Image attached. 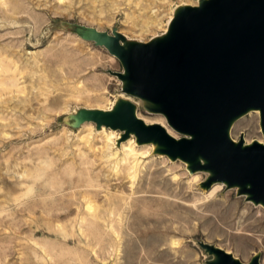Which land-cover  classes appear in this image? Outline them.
Returning a JSON list of instances; mask_svg holds the SVG:
<instances>
[{
	"label": "rangeland",
	"instance_id": "rangeland-1",
	"mask_svg": "<svg viewBox=\"0 0 264 264\" xmlns=\"http://www.w3.org/2000/svg\"><path fill=\"white\" fill-rule=\"evenodd\" d=\"M184 3L198 0H0V264H208L204 244L264 264V206L249 192L77 118L127 96L169 124L122 91L120 60L86 29L148 42ZM260 124L247 113L232 136L263 138Z\"/></svg>",
	"mask_w": 264,
	"mask_h": 264
},
{
	"label": "water",
	"instance_id": "water-1",
	"mask_svg": "<svg viewBox=\"0 0 264 264\" xmlns=\"http://www.w3.org/2000/svg\"><path fill=\"white\" fill-rule=\"evenodd\" d=\"M202 8L183 6L170 39L135 42L127 49L120 33L108 36L86 29L121 62L122 91L138 94L160 105L147 109L163 113L180 133L175 138L159 123L145 124L133 114L135 105L122 101L115 112L80 109L79 121L94 120L133 130L140 141L156 139L173 158H190L191 171L213 169L206 186L224 180L238 194L257 204L264 202V144L234 143L226 131L230 120L250 107L260 109L264 132V0H201ZM119 40H121L120 43ZM120 103V104H121ZM159 152V149H155ZM201 156L206 159L202 163ZM176 159V158H175ZM214 259L208 264H245L217 246L203 245ZM247 264H259L253 255Z\"/></svg>",
	"mask_w": 264,
	"mask_h": 264
},
{
	"label": "bare ground",
	"instance_id": "bare-ground-1",
	"mask_svg": "<svg viewBox=\"0 0 264 264\" xmlns=\"http://www.w3.org/2000/svg\"><path fill=\"white\" fill-rule=\"evenodd\" d=\"M203 4H204V2H201V0H198V3L196 4V5H192L191 3L190 4H186V3H184V4H181V5H179V6H176L175 8H174V12H173V16L170 18V21H169V24H168V28H166L165 29V31L162 33V34H160V35H157V36H154L152 39H156L157 38V41H159V40H161V39H163L164 41H166V40H168V39H170V37H171V32H172V30L174 29V27H175V21H177V19L179 18V16H180V14H181V10H180V8L181 7H183V6H190V7H197V8H202V6H203ZM135 42H138L137 40H134V39H128L124 44H125V46L127 47V49H129L132 45H133V43H135ZM11 77V76H10ZM14 77V76H13ZM14 79H15V77H14ZM16 81V80H15ZM125 82H127V83H129V81L127 80V79H125ZM0 84H5L4 83V81L3 80H1L0 81ZM5 86V85H4ZM11 86V85H10ZM18 86V85H17ZM12 89V88H11ZM10 90V89H9ZM134 93L135 94H137L138 95V97H139V100L141 99V97H143V96H141V95H139L136 91H134ZM133 95V94H132ZM144 98V97H143ZM129 101V97H127V96H123V98H121L119 101H117L109 110H103V108H102V111H104V112H114V110H115V112L118 110V108L119 107H121V106H125L124 105V103H121L122 101ZM143 101H146V100H143ZM121 103V104H120ZM51 105V104H50ZM48 106V105H47ZM251 112H256V113H258V115H260V109L259 108H255V107H250L249 109H247L245 112H243V113H241V114H239L238 116H235V117H233L231 120H230V122H229V125L227 126V129H226V131H227V133H228V136H229V138L234 142V143H238L240 140L243 142L242 144H243V146H246V145H250V144H252L254 141H257L258 143H261V144H264V132L262 131V126H261V124H260V128H261V132H262V134H263V138H258V139H253V140H247V139H245L243 136H241V138L239 139V140H236V139H234L233 138V136H232V131H231V128H232V126H233V124H234V122H236V120H238L240 117H242V116H244L245 114H247V113H251ZM133 114L136 116V117H138V118H140L141 119V117L140 116H138L137 115V112H136V109L133 107ZM162 114V113H161ZM163 115V114H162ZM261 117V116H260ZM166 119V118H165ZM143 120V119H142ZM144 121V120H143ZM146 121H148V120H146ZM144 123L145 124H151V123H148V122H145L144 121ZM160 125H162L164 128H165V130L170 134V135H172V136H174L175 138H179V136H176L175 135V133H178L179 131H177L173 126H171L170 124H168V125H164V124H161V123H159ZM108 126V125H107ZM109 128H111L112 130H116V128H119V127H112V126H108ZM122 130H126V129H124V128H122L121 129V131ZM131 133L135 136V138L137 137L136 136V134L134 133V131L133 130H131ZM184 136V135H183ZM188 137H189V135H188ZM108 139H110V137H108ZM136 142H137V144H140V145H151V146H153L154 147V149H161V147H162V149H167V146H165L163 143H160L159 141H157L156 139H151V140H149V141H140L138 138H136ZM130 143V142H129ZM133 143V142H132ZM132 143H130L129 145L127 144V147L129 148V153H128V155L129 154H131V153H133L134 151H136V148L133 146V144ZM125 147V146H124ZM126 152V151H125ZM131 152V153H130ZM172 155H170V157H171ZM176 158V157H175ZM177 158L178 159H181V160H184V161H186V163H189V165H193L194 164V161L193 160H191L190 158H187V157H182V156H180V155H178L177 156ZM201 158H202V160L201 161H203V163H205V161H206V159L205 158H203L202 156H201ZM132 168H134V170H133V172H134V176H135V171H136V164H134V166L132 167ZM196 171V170H195ZM212 173L214 172V170L212 169V171H211ZM211 174V173H210ZM133 176V177H134ZM217 183H225V181L224 180H219V181H216L214 184H216L217 185ZM212 187V186H211ZM219 187V186H218ZM218 187H216V188H218ZM215 189V188H214ZM216 190V189H215ZM214 190V191H215ZM214 194V193H213ZM260 202V204H262L263 206H264V202L263 201H259ZM142 219V218H141ZM219 248L220 249H223L226 253H231V252H229V251H227V250H225L224 248H222V247H220L219 246ZM246 264V263H245Z\"/></svg>",
	"mask_w": 264,
	"mask_h": 264
}]
</instances>
